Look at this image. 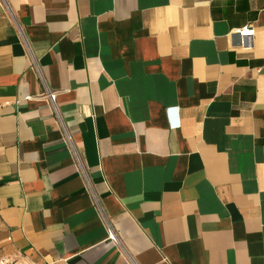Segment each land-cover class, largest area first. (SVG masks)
Returning a JSON list of instances; mask_svg holds the SVG:
<instances>
[{
    "label": "crops",
    "instance_id": "crops-1",
    "mask_svg": "<svg viewBox=\"0 0 264 264\" xmlns=\"http://www.w3.org/2000/svg\"><path fill=\"white\" fill-rule=\"evenodd\" d=\"M0 258L264 264V0H0Z\"/></svg>",
    "mask_w": 264,
    "mask_h": 264
},
{
    "label": "built area",
    "instance_id": "built-area-1",
    "mask_svg": "<svg viewBox=\"0 0 264 264\" xmlns=\"http://www.w3.org/2000/svg\"><path fill=\"white\" fill-rule=\"evenodd\" d=\"M230 36L232 38H236L237 39V46L243 47V48H251V43H252V37L254 36V29L251 27H242V28H237L234 29L230 32ZM45 90H44V96L49 104V106L52 108V111L57 112V105H56V92L52 91L50 89H48L46 86ZM65 132V131H63ZM64 134V133H63ZM65 138V142L69 145L72 156L76 162L78 171L82 174V176L84 177L85 180V184H86V188L90 191V193H92L91 190V183L90 180L88 178L87 172L85 171L82 162L80 160V157L75 149V147L73 146V143L69 137V135L65 132L64 135ZM94 197V202L96 203L97 206H99V202L97 197ZM100 209V208H98ZM102 219L103 221L106 223V229H107V239L113 241V242H118L117 236L113 230V228L111 227V225L109 224L108 220L106 219V217L104 215H102ZM119 243V242H118ZM0 264H37L35 262H17L16 260L13 259H9V258H0Z\"/></svg>",
    "mask_w": 264,
    "mask_h": 264
}]
</instances>
